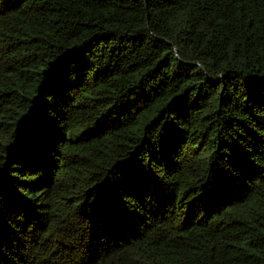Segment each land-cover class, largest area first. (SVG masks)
Wrapping results in <instances>:
<instances>
[{
    "label": "trees",
    "instance_id": "obj_1",
    "mask_svg": "<svg viewBox=\"0 0 264 264\" xmlns=\"http://www.w3.org/2000/svg\"><path fill=\"white\" fill-rule=\"evenodd\" d=\"M0 264H264V0H0Z\"/></svg>",
    "mask_w": 264,
    "mask_h": 264
}]
</instances>
